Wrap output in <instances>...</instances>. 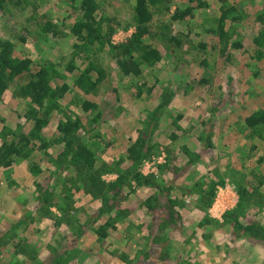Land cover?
<instances>
[{
	"label": "rangeland",
	"instance_id": "1",
	"mask_svg": "<svg viewBox=\"0 0 264 264\" xmlns=\"http://www.w3.org/2000/svg\"><path fill=\"white\" fill-rule=\"evenodd\" d=\"M97 1L115 17L111 42L127 39L135 27V0ZM46 2H41L40 13L61 17L71 12L68 1ZM206 2L185 20L170 17L188 0H174L168 10L156 11L153 33L159 34L146 39L161 51L162 60L144 66L140 75H124L109 50L100 52L96 63L105 78L93 94H81L96 103L92 111H82L81 104L70 110L72 94L61 99L65 112L81 118L77 140L94 137L92 148L100 151L104 163L96 174H80L67 161L55 167L48 157L32 171L30 158L35 159L36 151L0 169V264H226L228 259L233 264H264V132L244 129L246 114L264 109V57L250 65L253 38L264 31V0H230L242 18L225 21L224 38L207 31L217 22L219 9L216 0ZM31 11H1L0 38H12L18 56L65 64L74 36L38 35L26 21ZM167 31L180 37L181 46L173 49L161 42ZM237 41L245 46L236 48ZM12 90L0 98V145L11 139L2 134L4 129H30L24 117L28 101ZM98 112L101 116L94 120ZM59 115L45 131L53 155L62 147L51 143L58 137ZM141 138L145 147H154L152 155L167 154L158 177L144 178L139 169L144 160L129 159L128 148ZM122 175L126 178L119 181ZM227 188L230 197L221 201ZM135 189L153 209L138 214L135 223L164 219L161 212H171L168 225L139 227L141 234H154L152 244L145 237L127 242L135 228L116 225L140 203ZM218 201L229 205L211 210ZM107 222L116 224L108 227ZM82 236L92 244L81 243ZM69 238L74 242L63 244ZM201 238L203 243H197Z\"/></svg>",
	"mask_w": 264,
	"mask_h": 264
},
{
	"label": "trees",
	"instance_id": "2",
	"mask_svg": "<svg viewBox=\"0 0 264 264\" xmlns=\"http://www.w3.org/2000/svg\"><path fill=\"white\" fill-rule=\"evenodd\" d=\"M65 1L70 2L71 12L66 11L61 17H56L47 11L43 13L38 11L41 2L47 3L46 0H0V12L4 14L16 8L19 10L32 8L31 13H27L26 21L34 26L38 35L49 34L54 38L74 36L71 57L65 64L58 59L45 61L30 55L18 56L14 53L15 41L9 37L0 38V98L8 90L13 89V94L26 99L28 105L24 117L31 123L27 132L12 129L7 132L4 129L2 134H9L11 139L0 145V169L14 165L19 158L27 159L32 152L36 151L38 153L35 154V159L29 157L32 171L38 169L41 159L48 157L49 164L55 167L67 161V165L74 167L80 174H96L100 165L104 163L99 157L100 151L97 152L92 148L94 137H90L88 141L77 140L76 130L78 128L80 130L81 118L71 116L69 111L65 112L61 99L66 94L74 96L67 102L72 111L80 104L84 112L96 108V103L83 99L81 94H93L105 78L106 73L98 66L96 59L100 52L106 49L109 50L124 75H140L144 66L152 67L162 60L161 51L146 38L148 35L159 34L153 33L155 13L158 9L168 10L174 0H135L131 18L135 26L134 31L125 41L117 44L112 43L110 39V34L114 31V25L111 23L115 17L108 15L97 0ZM216 1L219 9L217 22L211 24L207 31L224 38L228 35L225 21L229 17L235 20L242 17L239 14L235 15L239 7L230 0ZM188 2L185 6L178 5L170 18L185 20L193 17L198 8L202 9L208 5L206 0H188ZM168 32L160 35L161 42L173 49L181 46L180 37ZM20 39H26V37L21 36ZM253 43L256 48H254L251 57L253 62L250 65H254V62L258 63L259 59L264 57V31L254 36ZM233 45L236 48H242L245 43L237 41ZM77 61H81V65L85 64V66L81 67ZM93 71L98 74L96 78L92 74ZM60 80H63L62 84ZM59 113H61V116L59 115L61 119L55 128L58 137L52 138L51 143L62 144V147L57 155H53V152L49 151L50 144L45 131L51 118ZM100 116L101 113L98 112L94 120ZM244 124L255 133L264 132V109L249 113L245 117ZM262 138L264 140V135ZM145 143L146 140L141 138L128 148L129 159L134 160L133 163H139L152 155L154 147H145ZM166 165L164 163L160 166ZM140 174L144 176L141 172ZM140 174L139 176L142 177ZM147 177L146 175L144 178L148 179ZM150 177L155 176L150 175ZM125 178L126 175H122L119 181H124ZM70 189L69 184L67 191ZM167 201L174 212L171 206L175 201L171 198ZM149 205L147 206L150 207ZM102 235L104 236L105 233ZM55 259H58V256Z\"/></svg>",
	"mask_w": 264,
	"mask_h": 264
},
{
	"label": "crops",
	"instance_id": "3",
	"mask_svg": "<svg viewBox=\"0 0 264 264\" xmlns=\"http://www.w3.org/2000/svg\"><path fill=\"white\" fill-rule=\"evenodd\" d=\"M251 113V112H250ZM181 114H183V116H182V118L184 117V113H181ZM249 113H247L246 114V116L248 115ZM181 118V119H182ZM244 129H246V130H249V128L246 126V125H244ZM251 129V128H250ZM236 132H238V131H234V133H236ZM235 136V135H234ZM236 141V140H235ZM234 141V142H235ZM246 140H244V142H245ZM166 144V143H165ZM212 145L215 147L216 145L215 144H213L212 143ZM167 146V145H166ZM253 146H256V145H253ZM262 159H263V157H262ZM261 159V160H262ZM229 190H230V188H227V189H224V190H222L223 192L222 193H224V197L221 199V201L222 200H227L229 197H230V193H229ZM176 191H179V189H177V190H175V191H173V193L174 192H176ZM135 192H136V194H135ZM130 194H133V193H130ZM177 194H179V192H177L175 195H177ZM133 196L135 197V198H137V197H140L141 199H140V203L139 204H137L133 209L135 210V211H133L132 212V214H131V216L130 217H125V218H123V221H120L119 223H115L118 227H120V226H127L128 228H130L131 229V226H132V228L134 229V232H132L131 233V235L128 237V240H127V242H133V241H138V238H140V242L144 239V237H145V239L146 240H148V243H153V236H154V234H152V236H150V235H148L147 234V236H146V234H141V232H140V228L139 227H147V228H150V227H158L160 224H163V225H168L169 224V221H168V219H169V215H168V213L170 214V212L168 211V213H163V212H161L162 214V216L164 217V219H161L160 218V220H159V218H157L155 221H152L151 219H146L147 221H140L139 223H135L136 221H138V218L140 217L139 215H140V213L142 214V212H144V211H146V210H153L152 208H150V207H148V206H145L144 205V200H143V198L145 197L144 195H142L141 193H140V189H135V191H134V194H133ZM138 199V198H137ZM227 203V202H226ZM130 204L131 203H129L128 205H126L125 206V208L126 209H129L130 208ZM227 205H229V203H227ZM227 205L225 204V203H223V204H221V202H216L215 204H213L212 205V209L211 210H216V211H219L220 210V208H227ZM139 214V215H138ZM150 216H152L151 214H150ZM160 222V223H159ZM108 223V227H110V226H113V225H115V224H113V223H109V222H107ZM138 225V226H137ZM137 227V228H136ZM143 235V236H142ZM123 236H124V238H125V234H123ZM141 236H142V238H141ZM155 237V236H154ZM79 239H81L80 241H81V243L82 242H84V244H92L91 243V241L90 240H87L86 238H85V236H82L81 238H79ZM78 239V240H79ZM203 239L204 238H201L200 240H198L197 241V243H199L200 244V242L201 243H203ZM98 241V240H97ZM72 242H74L71 238H69L68 240H66V239H64V243L63 244H66V243H72ZM76 242V241H75ZM99 242H101L103 245H104V243H105V241H99ZM157 242V241H156ZM186 242V241H185ZM172 243H174V240L172 241ZM181 243H182V241H181ZM171 253L172 254H177L178 253V255H180L181 257H184L185 255H182V254H180V252H172L171 251ZM225 262H226V264H233V261H230L229 259L228 260H225ZM200 263H203V262H201L200 261ZM220 263V262H219ZM207 264H208V262H207Z\"/></svg>",
	"mask_w": 264,
	"mask_h": 264
},
{
	"label": "built area",
	"instance_id": "4",
	"mask_svg": "<svg viewBox=\"0 0 264 264\" xmlns=\"http://www.w3.org/2000/svg\"><path fill=\"white\" fill-rule=\"evenodd\" d=\"M133 31L134 30H132L131 33ZM125 40H122V41H125ZM122 41L116 40V41H113V43L117 44V43H121ZM166 161H167V154L165 152H162V154H159L158 156L151 155L150 157L144 159L143 163L141 164V168H140L141 173L144 175H154L158 177L159 174L161 173L160 165H163L164 163H166Z\"/></svg>",
	"mask_w": 264,
	"mask_h": 264
}]
</instances>
